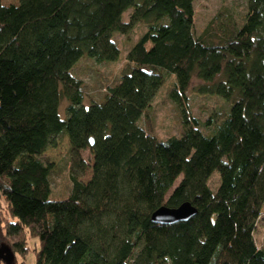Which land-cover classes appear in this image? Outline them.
Here are the masks:
<instances>
[{"label": "trees", "instance_id": "obj_1", "mask_svg": "<svg viewBox=\"0 0 264 264\" xmlns=\"http://www.w3.org/2000/svg\"><path fill=\"white\" fill-rule=\"evenodd\" d=\"M194 2L0 1V196L12 218L2 228L12 241L0 245L15 257L32 250L34 264H264L254 238L264 206V0H245L239 24L224 8L199 34ZM138 26L115 81L101 98L87 97L74 67L116 62L114 38ZM162 88L181 128L165 139L147 116ZM195 98L204 121L191 114ZM61 137L71 184L57 198L54 165L42 154ZM84 151L92 156L86 182ZM182 203L196 209L187 221H151L161 206Z\"/></svg>", "mask_w": 264, "mask_h": 264}, {"label": "rangeland", "instance_id": "obj_2", "mask_svg": "<svg viewBox=\"0 0 264 264\" xmlns=\"http://www.w3.org/2000/svg\"><path fill=\"white\" fill-rule=\"evenodd\" d=\"M1 4L4 6L16 5L18 0H0ZM233 8L235 23H240V18L244 12L245 0H195L194 2V30L199 34L206 23L215 17L218 13H223L224 8ZM128 14H124V20L127 19ZM143 28L141 26L135 27L130 38H126L122 35H117L114 38L115 43L121 50L119 59L114 63L108 64H97L91 60L83 59L81 60L73 69L72 74L81 80L84 84V91L87 97H93L96 99L101 98L104 93V88L107 84L113 83L116 79L117 74L120 72L121 68L125 64L126 51L129 49L131 41L135 40L139 34L142 32ZM170 80V79H169ZM167 91L162 88L154 100L152 101L149 110L147 111V116H149V123L152 126L153 135L160 139H165L171 135H178L180 133V119L176 107L167 99ZM201 99V98H199ZM197 98L191 101L190 111L192 116L197 117L200 121L207 117L205 106L202 104V100ZM211 103V102H208ZM213 104V103H211ZM218 106L215 104V107ZM140 125L145 127V120L140 121ZM69 146L66 137H61L57 139L56 146L48 148L43 154L42 158L44 161L53 163L54 172L51 173L50 181L53 189V193L57 198H64L70 188L69 180V166H70V156L68 155ZM83 159L88 164V168L85 170L83 176H81L80 181L86 182L91 177V164L92 156L88 151L82 153ZM214 179H212L213 181ZM180 181L177 180L176 184ZM12 220L9 215L7 203L0 196V228L7 225V222ZM0 230V231H1ZM1 242L11 243L5 238V231L2 230ZM254 238L256 245L259 248H264V206L262 208L261 216L258 219L256 228L254 231ZM5 245V244H3ZM29 247L35 248V241L32 238H28ZM35 254L29 251L25 255L16 254L15 261L13 264H34ZM0 264H3L0 261Z\"/></svg>", "mask_w": 264, "mask_h": 264}, {"label": "water", "instance_id": "obj_3", "mask_svg": "<svg viewBox=\"0 0 264 264\" xmlns=\"http://www.w3.org/2000/svg\"><path fill=\"white\" fill-rule=\"evenodd\" d=\"M92 143V139H90ZM196 214V209L190 203H182L176 208L161 206L151 214V221L155 224L170 225L177 222L187 221ZM0 261L3 264H13L15 261L14 254L10 249L1 244L0 245Z\"/></svg>", "mask_w": 264, "mask_h": 264}]
</instances>
